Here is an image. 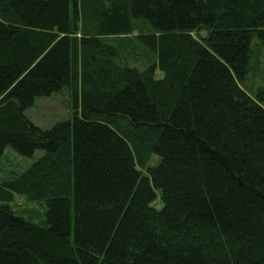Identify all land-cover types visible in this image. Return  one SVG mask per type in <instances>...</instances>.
I'll return each instance as SVG.
<instances>
[{"label":"trees","instance_id":"16d2710c","mask_svg":"<svg viewBox=\"0 0 264 264\" xmlns=\"http://www.w3.org/2000/svg\"><path fill=\"white\" fill-rule=\"evenodd\" d=\"M135 32L143 69L107 40ZM253 37L264 0H0V157L43 152L0 183V264H264ZM63 88L72 119L33 125L24 111Z\"/></svg>","mask_w":264,"mask_h":264},{"label":"rangeland","instance_id":"374dc122","mask_svg":"<svg viewBox=\"0 0 264 264\" xmlns=\"http://www.w3.org/2000/svg\"><path fill=\"white\" fill-rule=\"evenodd\" d=\"M136 32L119 37H110L107 40L110 43H119L121 45V58L123 62L137 69H143L150 62L155 60L152 53H149L140 46L135 40ZM195 38L206 36L205 32L192 33ZM163 74L156 71V78H162ZM243 90L251 97L257 92H264V47L260 44L256 37L251 40V59L247 74L241 83ZM24 115L30 122L43 129H49L58 122L72 119V105L70 92L67 88L53 93L48 97L37 98L32 107L24 111ZM43 152L37 150L30 157H23L10 147L4 150L0 157V183L4 180L25 171L34 162H36ZM158 161L155 155H152L149 166H154ZM8 204L11 210L18 216H22L35 224H43L45 221L44 203H31L24 197L14 195V198ZM155 206L158 203H154Z\"/></svg>","mask_w":264,"mask_h":264}]
</instances>
